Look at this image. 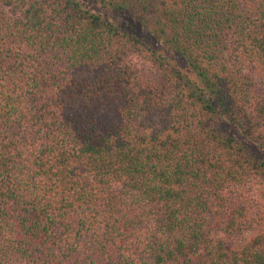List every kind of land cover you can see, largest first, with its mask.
Here are the masks:
<instances>
[{"label": "trees", "instance_id": "1", "mask_svg": "<svg viewBox=\"0 0 264 264\" xmlns=\"http://www.w3.org/2000/svg\"><path fill=\"white\" fill-rule=\"evenodd\" d=\"M0 264H264V0H0Z\"/></svg>", "mask_w": 264, "mask_h": 264}, {"label": "rangeland", "instance_id": "2", "mask_svg": "<svg viewBox=\"0 0 264 264\" xmlns=\"http://www.w3.org/2000/svg\"><path fill=\"white\" fill-rule=\"evenodd\" d=\"M253 190H254V193L256 194V192L255 191H257V193L259 192V191H261V189L260 188H258V187H254L253 188ZM240 247V244H238V245H235L233 248L234 249H238Z\"/></svg>", "mask_w": 264, "mask_h": 264}]
</instances>
